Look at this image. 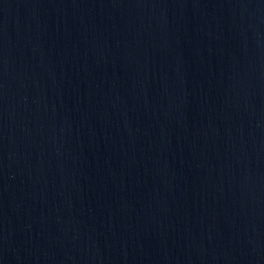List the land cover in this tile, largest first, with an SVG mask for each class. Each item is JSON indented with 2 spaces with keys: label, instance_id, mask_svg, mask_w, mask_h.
Segmentation results:
<instances>
[{
  "label": "water",
  "instance_id": "water-1",
  "mask_svg": "<svg viewBox=\"0 0 264 264\" xmlns=\"http://www.w3.org/2000/svg\"><path fill=\"white\" fill-rule=\"evenodd\" d=\"M0 264H264V0H0Z\"/></svg>",
  "mask_w": 264,
  "mask_h": 264
}]
</instances>
